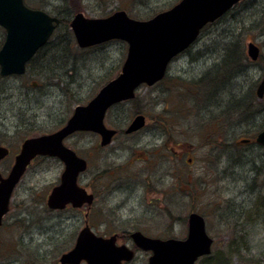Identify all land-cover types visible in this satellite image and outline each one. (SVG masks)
Here are the masks:
<instances>
[{
	"label": "rangeland",
	"instance_id": "1",
	"mask_svg": "<svg viewBox=\"0 0 264 264\" xmlns=\"http://www.w3.org/2000/svg\"><path fill=\"white\" fill-rule=\"evenodd\" d=\"M24 1L59 20V15L66 16L69 25L55 30L50 47L35 55L23 75L0 77V146L10 151L0 162L4 177L24 140L61 127L74 107L88 103L119 74L125 61L127 45L121 41L79 49L70 29L73 16L81 13L87 18H104L124 11L131 19L145 21L181 0ZM68 37L70 46L60 43ZM4 38L0 27V48ZM230 40L241 42L237 47L245 57L247 44H255L260 49L259 61L248 57L239 61L234 48L225 65L234 81L230 77L224 82L217 80L208 92L201 87L207 84L199 79L207 70H215L209 67L220 61L221 49L218 54L215 50ZM263 64L264 0H242L225 17L205 27L197 41L170 63L164 80L139 87L132 102L110 112L108 123L120 132L118 143L110 149L121 146L118 156L109 155V159L108 152L99 153L93 135L72 138L82 142L69 145L87 158V176L93 175L105 158L108 163H120L136 151L132 164L126 167L137 178L131 196L120 210L119 220L113 221L101 211L97 200L94 213L104 214L99 218L105 221L98 225L99 218L93 220L98 232L138 230L151 238L183 240L188 216L197 213L204 218L213 244L211 255L196 264H264V146L255 142L264 129V113H258L264 109V98L259 100L255 94ZM239 69L242 72L237 76ZM216 85L224 87L219 95H215ZM3 91L7 94L2 95ZM237 111L242 112L243 120ZM136 114L145 116L146 125L126 137L124 132ZM246 140L249 142L242 143ZM157 149L164 155L161 160L152 157ZM140 154L141 160L136 161ZM149 162L155 163L156 170L155 177L148 176L152 191L147 196L144 179ZM60 171V164L50 158H37L27 169L0 227V264H59L60 257L73 248L83 226L82 216L78 220L68 214L57 217L45 207ZM159 191L164 204L158 210L149 200ZM125 196L123 192L111 197L108 205L121 203ZM118 244L135 249L131 241ZM149 257V253L135 250L134 259L125 264H147Z\"/></svg>",
	"mask_w": 264,
	"mask_h": 264
},
{
	"label": "water",
	"instance_id": "2",
	"mask_svg": "<svg viewBox=\"0 0 264 264\" xmlns=\"http://www.w3.org/2000/svg\"><path fill=\"white\" fill-rule=\"evenodd\" d=\"M241 0H181L170 9L145 21L131 19L124 11L106 18H87L77 13L70 21L76 46L87 49L109 41H122L127 45L125 61L118 76L100 89L86 105L77 106L66 124L51 134L24 140L8 174L0 173V225L8 211L11 195L31 161L36 157H54L65 164L60 184L53 188L47 205L63 209L66 204L80 206L92 204L93 197L77 186L76 179L86 169V162L63 145V140L74 132H93L102 136V145L115 133L105 129L103 117L113 105L130 100L141 85L152 86L165 76L169 63L188 49L200 31L226 14ZM60 20L46 12L28 7L24 0H0V27L5 38L0 48V77L21 76L27 64L50 40ZM252 61L259 57L253 43L247 45ZM256 96H264L263 77ZM144 126V117H136L126 130L133 133ZM249 141H242L247 143ZM255 142L264 145V130ZM7 147L0 146V161L8 156ZM133 246L149 252L147 264H195L198 258L211 253L212 239L205 232L202 216L192 213L188 218L185 240L157 239L140 232L130 235ZM116 238L104 239L84 228L74 247L63 254L59 264H123L134 257L126 245L117 246Z\"/></svg>",
	"mask_w": 264,
	"mask_h": 264
},
{
	"label": "flooded vegetation",
	"instance_id": "3",
	"mask_svg": "<svg viewBox=\"0 0 264 264\" xmlns=\"http://www.w3.org/2000/svg\"><path fill=\"white\" fill-rule=\"evenodd\" d=\"M258 61H259V59H258ZM214 63L215 64L214 65H211L209 67V69L210 68L215 69V67H218L219 64L222 63V61H218V62L215 61ZM213 72H215V70L214 71H210V70L208 71L207 70L205 73H207V75H209V77H210L213 74ZM199 81H203V84H204V82L207 84V86L204 84V86L201 85V87L203 89H204V87L208 88L209 89L208 92H210L211 87H213L215 85V83L217 82L216 81L214 83V81H211L210 78H208V80L205 81L203 79V76H202V78L199 79ZM215 87H216V91H215V94L216 95H219L220 89L221 90L224 89L223 86H221L219 88L216 85ZM215 87L212 90H214ZM208 92H207V94H208ZM133 100H134V98L132 100H129V101L120 102V103H118V104H116L114 106H111L105 112L104 117H103V125H104L105 129H107L109 131H114L115 132L113 134V136L107 142H105V143H107L106 145H102L101 144V143H104L101 134H99V133H93V132H74V133L70 134L69 136H67L63 140V142H62L63 145L66 148L70 149L71 151H73L75 153V155H76L77 158H80V159H82V160H84L86 162V169L83 172H80L77 175L76 183H77V186L78 187L84 189V191L88 195H91L93 197L92 204L89 205L87 203H83L80 206H73L72 204L69 203V204H66V206L63 209H61V210H58V209L55 210V209H51V208L48 207V205H47V199H48L51 191L53 190V188H55L56 186H58L60 184L61 175H62V173L65 170V164L62 161H60L57 158H50L51 160L57 161L60 164L61 171H60V174H59V177H58L57 184L54 185L51 188L49 194L46 197L45 207L47 208V212H49V213H57L58 214L57 217H60V214L61 215L62 214L63 215L64 214H68L67 215L68 217L71 216V217L76 218V220H78V217L82 216V218H83V226L79 229L78 233L76 234V236H75V242H76V240H77L80 232L84 228H86V227L89 228V230H91L98 237H102V238H106L107 239V238H111V237H114L115 236L117 243L120 242V241H124V240L131 241L130 235L133 232L132 233H127V232L111 231V232L101 233V232H98L96 230V228H98V227L95 226L93 220L98 219L100 215L102 217L104 216V214H102L101 212L97 216L94 213V209H95V206L97 204V200H99L100 203H101V206H100L101 211L104 212V213H107L108 214V218H111L110 219L111 221H113V220H119V218H120V210H123L124 209V207H125V201L128 200L129 195L131 196V191H132V187L134 186V181L137 179L136 177L132 176V174H130L128 171H126L127 165L132 164V160H133L132 155L133 154H136V151L133 150V153L130 152L131 153V157H130L129 160H126L125 159L124 162H120V163H117L114 160H112V162L109 160V163H108L107 158H105L104 163L102 164V166L98 167L97 170H95V172L93 173V175L87 176V172H88V170L90 168L89 167V162H88L87 158H85L83 156H80V154L76 150H74L73 148H71V146L69 145V143H82V142H80V140L79 141L77 139L73 140L72 138L75 137V136H78V135L90 134V135H93V136L96 137V141L93 142V143H96V149H97V151L99 153L100 152H108L106 154V156L108 158H109V155L118 156L116 154L117 153L119 154L118 150L122 149L121 146H119V147L117 146V150H112L110 148L113 146L114 143H118L116 141H117V138L120 135V132L115 127V125L113 126V124L111 122H110V124L108 123V119L107 118H108V115L110 114V112L113 109H115L117 106H120L121 104H125V103L132 102ZM77 106H83V105H77ZM76 107H74V109ZM74 109H73V111H74ZM262 111H263V109L260 110L259 113L262 112ZM72 114H73V112L71 113L70 117L72 116ZM138 116H143V115L136 114L132 118V121L129 123V125L126 128V130L131 125V123L133 122V120L136 117H138ZM143 117H144V126L141 127L140 129H138L137 131H135L133 133H130V134H127L126 132H124V135L126 137H131L133 135H136L140 130H142L145 127V125H146V118H145V116H143ZM68 119H67V121H68ZM66 122L61 127H63L66 124ZM61 127H59L58 129H60ZM58 129L54 130L53 132L57 131ZM53 132H51V133H53ZM158 152H159V149H157L156 152L152 154V157H154V159L156 158L157 160H161V158H163L164 155L161 156V155H159ZM38 158H41V157H38ZM135 160L136 161H140L141 160V154L140 155H137V159H135ZM149 163H150L149 164V169L146 172V179H144V181L146 182L145 194L147 196H150V191H152L151 189H149V177L150 176L155 177L154 175H155V170H156L155 169V163H153V162L152 163L149 162ZM162 175L163 174L160 173V176H162ZM160 180H161V177H158L157 182H160ZM123 192L126 193V196H125V199L121 203H116V204H114L112 206H109L108 205V202L110 201V198L111 197H114L115 195L121 194ZM12 195H11V198H12ZM160 196H161V193L159 191V192L155 193V195L153 197H151V200H149V204L151 203V206L156 207L158 210L161 209V207H163V204H164V202H163V200H162V198ZM11 198H10L9 205H8V211L4 215L3 219L7 216V214L10 211ZM3 219H2V222H1L0 227L3 226ZM92 221H93V223H92ZM187 221H188V219H187ZM98 222H99L98 225L102 224V222L105 223V221L102 220V219H100V218H99ZM134 232H140V231L137 230V231H134ZM143 235H145V234H143ZM145 236H147V235H145ZM147 237H149V236H147ZM75 242H74V244H75ZM134 252H135V250H134Z\"/></svg>",
	"mask_w": 264,
	"mask_h": 264
},
{
	"label": "trees",
	"instance_id": "4",
	"mask_svg": "<svg viewBox=\"0 0 264 264\" xmlns=\"http://www.w3.org/2000/svg\"><path fill=\"white\" fill-rule=\"evenodd\" d=\"M76 12V11H75ZM59 17L61 18L60 19V24L57 26V28L60 26V25H62V24H64V25H66V28H68V25H69V21H68V19L69 18H67L66 16H64V15H59ZM64 18V19H63ZM56 28V29H57ZM54 35V34H53ZM53 35H52V37H53ZM70 35V34H69ZM68 36V35H67ZM52 37H51V39H52ZM58 38H61V37H58ZM50 39V40H51ZM50 40L48 41V43L42 48V49H40L38 52H42L46 47H50V44H51V42H50ZM58 40V39H57ZM60 43H65L67 46H70L71 44H72V41L69 39V37L68 38H65V39H63ZM238 45H242L241 44V42L240 41H236L235 43H233L231 40L230 41H228L227 43H226V45L225 46H222V47H217L216 48V50H215V53H217L218 54V52H219V50H220V61H222V63H220L219 64V66L218 67H215V72H213V74L209 77V75H207V73H205L204 74V76H203V79L205 80V81H207L208 80V78H210V80L211 81H214V83L217 81V80H223V81H225L228 77H230L231 79L233 78V77H235L233 74H230L229 72H227V69H226V62L228 61V59H229V56H230V54L232 53V51L234 50V48H235V52L237 53V55H238V58H239V61H241V60H245V61H247V58L245 57V54L240 50V48H238L237 46ZM48 53V52H47ZM39 54V53H38ZM46 55V54H45ZM37 58V57H36ZM36 58L34 57L32 60H36ZM31 60V61H32ZM33 62V61H32ZM242 71L240 70V72H238V75H239V73H241ZM228 75H230V76H228ZM9 78V77H8ZM8 78H6V79H8ZM217 78V79H216ZM1 79V78H0ZM4 94H7V92L6 91H3L2 92V95H4ZM255 101V100H254ZM237 108H239V107H237ZM249 108H250V105H249ZM238 113H239V119H241V120H243L242 119V116H243V114H242V112H239V111H237ZM227 114H229L230 113V109H229V111H227L226 112ZM259 113V112H258ZM257 113V114H258ZM260 113H264V109H263V111L262 112H260ZM215 130H218V128L217 129H215ZM261 169V168H260ZM259 170V169H258ZM259 173V172H258ZM264 191V190H263ZM262 207H264V205L262 206ZM263 210V209H262Z\"/></svg>",
	"mask_w": 264,
	"mask_h": 264
},
{
	"label": "bare ground",
	"instance_id": "5",
	"mask_svg": "<svg viewBox=\"0 0 264 264\" xmlns=\"http://www.w3.org/2000/svg\"><path fill=\"white\" fill-rule=\"evenodd\" d=\"M239 72H240V69H239ZM241 75V73H239V75H237V76H240ZM234 79H235V77H233L231 80H233L234 81ZM216 95V94H215ZM219 105V104H218ZM218 105H217V107H218ZM261 208V207H260Z\"/></svg>",
	"mask_w": 264,
	"mask_h": 264
}]
</instances>
